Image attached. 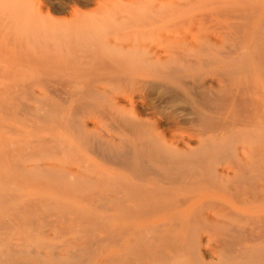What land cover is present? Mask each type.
<instances>
[{
    "label": "bare ground",
    "instance_id": "bare-ground-1",
    "mask_svg": "<svg viewBox=\"0 0 264 264\" xmlns=\"http://www.w3.org/2000/svg\"><path fill=\"white\" fill-rule=\"evenodd\" d=\"M30 1L0 0V57L65 87L84 119L21 170L68 196L71 179L111 185L115 264H264V0ZM4 198L0 264L90 251L59 218L42 232L66 239L46 247L30 202Z\"/></svg>",
    "mask_w": 264,
    "mask_h": 264
},
{
    "label": "rangeland",
    "instance_id": "rangeland-1",
    "mask_svg": "<svg viewBox=\"0 0 264 264\" xmlns=\"http://www.w3.org/2000/svg\"><path fill=\"white\" fill-rule=\"evenodd\" d=\"M33 1L34 0H31L30 2L34 5L39 4L37 7H40V0H35V3H33ZM44 4L45 5H43V10L46 12L45 8L49 4ZM47 8H49V6ZM0 49L3 50V47L0 46ZM7 52L8 51H6V53ZM11 55L12 54L8 52L7 55L3 56V58H6V61L5 58L3 59L2 56L0 57L7 63L6 64L5 62L0 61V194H4L0 196H2V198H4L5 196L4 199H18V202H26L27 204L30 202L29 204L34 208H32V210H34L36 214L39 215H37V219H39V232L41 233H38V237L40 239V242L43 243L46 247L47 245L45 243L50 245L49 243H51L52 241V244L60 245L66 239V236H64V234L63 236L59 234L57 238H54L53 234L47 237H44L43 235L45 233L44 230H47L42 226L43 220H57L59 218L62 219L64 223L63 226H65L66 228L64 233L67 234L71 232L70 234H77L76 236H81L82 238H80L87 244H89L90 240V243L94 242V246L92 243L89 244L91 246V254H89L90 251H87L88 256H86V252L81 253L79 257L74 259L75 263L84 264V262L86 261L85 264H94L95 262H98L99 259L101 260V257H103V261H107L108 258L110 259L112 256H114L115 242L117 240L115 233V231H117L115 216L118 215V211L116 206H114L116 204L114 203L113 199V187L111 188V185H105V187L102 189L103 186H101V191L99 184V186H97L98 188L95 187V189H93V185L96 184L95 182L90 186L86 185L85 183L78 185H74V183L70 185L72 183L71 179V183L68 184V188L70 189L68 193L70 196L71 193H75L74 198L73 195L72 197L68 196L67 193L66 195H63L62 190H58L57 185L59 184V182L57 180H53V182L55 181V184L57 183V185H55L52 182L54 184L53 187V184H50L49 179L43 180L44 178L42 177V175H39V173L36 174L34 170H21V165L23 163H28L29 161H31L34 157L32 155L36 151L38 152L42 150V148H46V150H48L49 146H52L53 143H50V140L52 141L53 138V135H51V131H57L60 128L58 126H61L64 121V126L66 127H61L63 130L60 128L58 130V133L56 132V136H62V140L65 139L64 142H68L66 140L69 139L67 132L69 133V129L71 130V127H80V123L82 119H84V114H82L80 106H78L79 104H71L69 99L66 98L65 95H63L62 92L65 90V87L61 88V86H56L53 84L52 87V85L47 86L40 83V81H46V78L44 76H42L40 73H37L38 71L33 67H28L29 65L25 64V61L20 62L19 65V61H15L14 56H12L11 58ZM7 57L14 60L11 63L16 65L18 64L19 67L15 66V69L13 67V64H8V62L12 60H8ZM33 70H36V72ZM44 89L47 90V94H40V92H42V90ZM76 106L79 107L77 109L80 112L76 111ZM36 107L37 109H35ZM56 136L55 138H57ZM47 142H49L50 145L47 144ZM44 143H46L47 145L45 144L44 146ZM76 160L73 159V161ZM25 171H27L28 173H26ZM92 171L93 173H95V175L100 173L98 169ZM29 172L31 174H29ZM46 181H48L49 183ZM49 184L51 186H49ZM56 186L57 189L55 188ZM106 186L110 187L111 190L109 188H106ZM73 187L74 189H72ZM106 191L109 192L106 194ZM104 193L106 195H104ZM94 194H97V197ZM112 194L113 197H111ZM86 196H89V198L93 196V199L86 198ZM106 199H108L109 201ZM98 224L100 226L103 225V228ZM40 225L42 228L40 227ZM98 226L103 230L101 229L100 231L97 228ZM68 228H70V231L68 230ZM80 228H82V231L84 232H82ZM135 240H137V237H135ZM138 242L135 244H138ZM93 249L95 251H93ZM136 250L134 247L135 252ZM135 252L134 255L126 254V257L128 256L127 259H136L139 256V249L137 250L138 253L136 252L137 256H135ZM81 255H85V258ZM91 255L92 258L90 259ZM51 256L52 252L47 253L46 255H41V262H46L48 260L50 261L49 257ZM82 257L83 262L81 261ZM42 258H44V261L42 260ZM45 258L47 259L46 261ZM113 258L115 260V256ZM113 258L109 260L110 264ZM114 260L112 262L113 264H115ZM108 262H106V264Z\"/></svg>",
    "mask_w": 264,
    "mask_h": 264
}]
</instances>
